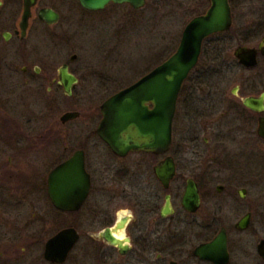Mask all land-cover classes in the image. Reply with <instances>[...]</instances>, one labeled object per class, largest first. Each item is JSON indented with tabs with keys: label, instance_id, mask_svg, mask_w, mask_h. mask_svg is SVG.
I'll return each mask as SVG.
<instances>
[{
	"label": "flooded vegetation",
	"instance_id": "1",
	"mask_svg": "<svg viewBox=\"0 0 264 264\" xmlns=\"http://www.w3.org/2000/svg\"><path fill=\"white\" fill-rule=\"evenodd\" d=\"M23 1L0 0V264H264L258 251V246L264 245V237H260L255 229L258 234L253 246L245 245L238 238L252 229L257 213L255 207L248 204L236 217L237 201L239 205L249 201L245 182L239 180L237 183V171L228 172L224 168L227 160L223 152L205 154L199 148L214 140L218 150L220 144L230 139L228 136L236 143L237 128L245 133L243 135L250 134L256 142L264 143L257 131L260 120L264 121V0H228L232 16L229 30L213 32L201 44V54L206 49V62L223 63L224 46L228 44L224 36L238 20L235 32L239 39L233 52L235 47L243 45L256 48V61L252 66L242 65L239 57L231 53L241 69L240 74L244 70L252 71L250 75L242 76L241 83H235V92L232 87L234 103H229L221 91L213 87L215 81L209 82V87L181 86L174 110V117L179 108L186 122L180 143L172 139L174 117L171 121L172 143L165 154L131 150L123 157L114 154L111 147L95 135L120 166L111 162L104 169L97 167L94 171L87 167L88 140L81 145L79 128L75 124L80 117L76 109L80 67L74 64L77 54L72 52L71 44L66 40L70 37L69 26L77 25L80 16L78 12L73 13L70 6L61 8L51 0L44 3L35 0L26 28L22 30L19 21L24 10ZM150 1L145 0L138 8H132L129 2H109L97 10L80 6L97 13L110 4H121L132 11L146 9L158 15L160 0H152V4ZM211 2L172 0L170 6L189 16L187 24L192 16L206 13ZM48 8L56 14V19L51 22L38 15ZM33 20L39 26L37 23L33 26ZM34 38L46 46L43 51L31 45ZM62 69L74 78L69 83V93L63 86ZM246 97L255 101L252 107L244 105ZM62 104L69 107L61 112L59 123L51 128L48 111ZM32 105H37L41 113H34ZM71 111L79 114L68 120L61 117L62 113ZM33 119L42 121L39 131L34 127ZM202 119L210 121L204 128L213 130L215 139H199ZM224 137L227 139H222ZM185 143H189L187 155L183 148ZM78 151L83 152L84 165L91 177L87 199L76 211L55 209L48 196V174ZM135 155L141 156L134 162L136 170L128 163ZM167 157L175 164V175L166 188L154 167ZM262 166L264 163L259 164L260 169ZM106 173L112 176L108 181L121 184L120 191L103 187ZM190 184L198 196H191V204L187 207L184 196ZM49 204L56 212V218L48 217ZM84 209L89 210V224L93 228L87 233H82L80 228L79 214ZM246 214L249 224L240 230L236 224ZM67 228L76 229L78 242L63 262L45 259L48 239ZM219 235L225 241L216 253L213 252L218 255L215 260L205 258L203 249L199 254L198 248L211 244ZM247 257L253 263L246 262Z\"/></svg>",
	"mask_w": 264,
	"mask_h": 264
},
{
	"label": "rangeland",
	"instance_id": "2",
	"mask_svg": "<svg viewBox=\"0 0 264 264\" xmlns=\"http://www.w3.org/2000/svg\"><path fill=\"white\" fill-rule=\"evenodd\" d=\"M46 1L42 0L43 3ZM51 2L60 5L61 8L70 6L72 7V12L75 14L78 12L80 16L77 25L74 27L69 26L68 34L70 37L66 40L68 44H71L72 52L77 54V60H75L74 64L80 67V70H78L80 75L79 88L76 91V95L79 97L76 109L79 110L80 117L75 121V124L79 128L78 136L80 137L81 145H83L85 140H88L86 145L88 146L86 149L87 167L93 171L97 167L104 169L111 162L113 165L117 164L116 166H120L119 162H114L113 157L109 155V151L107 152L105 146L101 145L100 140L95 136V124L100 119L98 113L99 104L112 91L130 84L133 79L140 77L152 66L162 62L161 60L164 57L169 56L178 44L181 28L189 19V16L183 15L181 13L182 10L174 11L170 6L172 0H160L158 15L151 11L148 12L146 9H140L138 12L132 11L129 6H121V4H118V6L110 4L103 11L92 13L90 10L81 9L80 4L75 0H51ZM150 4H152V0ZM31 23L35 26L37 22L33 20ZM236 24H238V20L235 21V26ZM37 26H39V23H37ZM235 26L232 25L230 31L225 34V37L230 42H227L228 44L224 46L225 61L220 67V70L224 72L222 75L223 80L218 87L215 86L216 90L221 91L222 96L227 98L229 103H234L233 98H231L232 87L235 83H241L242 76L250 75V72H252L244 70V73L240 74L241 69L237 67L236 61L232 57L233 46L239 39L235 32L237 26L236 29ZM38 38L41 39V36L38 35ZM35 40L37 38L30 41L31 45L43 51L46 46H43L41 40ZM68 107L62 104L59 108H53L48 111L50 116L48 124H50L51 128L59 123L58 116ZM31 108L37 115L41 113L37 105H32ZM176 111V116L173 119L172 139H175V142H179L180 137L184 134L183 130L186 122L183 121L182 111L179 108ZM206 122L210 121L208 119L200 121L202 132L199 139L201 137L215 139L216 135L214 136L213 130L209 127L204 128ZM41 123L42 121L39 119L36 121L33 119L34 127L38 131L41 129ZM237 127L238 124L235 125V128ZM243 134L245 133H241L237 128L235 135L237 142L230 140L233 138L228 136L227 138L230 139L220 144L221 149L219 148L218 150H216L217 144L214 140H211V143L206 146L202 144L199 148L205 154L223 152L226 157L225 160L228 162L224 163V168L228 172L237 171V183L239 180L245 182L243 184L249 190V201L239 205V201L236 200V217L242 213L240 211L245 209L248 204L255 207L257 213L255 219H253L252 229L242 233L238 238L241 241L243 240L245 245L253 246L256 242V234L259 233L260 237H264V167L262 166V170L259 167L260 163H264V143L261 141L256 142L254 138H251L252 136L250 137V134ZM227 138L224 137L222 139ZM188 144L185 143L183 145L186 155L190 153ZM138 157L141 156L135 155L131 157V161H128L129 165H134ZM50 159L53 160L51 157ZM52 160L48 162L49 168L52 166L50 164ZM132 169L136 170V166L134 165ZM107 173L103 187L113 188L116 192L120 191L122 189L121 184L115 183L113 180L108 181L112 176ZM96 185L98 184L96 183ZM88 207L89 204L87 205ZM88 209L90 210V208ZM48 210V217L50 219L56 218L54 215L56 212L50 204ZM88 211L86 212V209H84L79 214L82 233H87L93 229L89 224ZM97 228L98 230L100 229L99 225ZM255 229L258 233L254 231ZM238 259L236 255V260L238 261ZM246 262H252L250 257L246 258Z\"/></svg>",
	"mask_w": 264,
	"mask_h": 264
},
{
	"label": "water",
	"instance_id": "3",
	"mask_svg": "<svg viewBox=\"0 0 264 264\" xmlns=\"http://www.w3.org/2000/svg\"><path fill=\"white\" fill-rule=\"evenodd\" d=\"M227 1L212 0L206 13L192 16L190 21L182 27L179 42L169 56L164 57L158 65L152 66L146 74L133 80L130 85L102 99L98 110L101 117L95 124V133L111 147L114 154L124 157L131 150L154 154L166 153L172 143L171 121L175 114L176 98L184 79L198 63L204 38L206 39L213 32L227 31L230 28L232 16L229 14ZM34 2L35 0L23 1L24 10L21 14V21H19L22 30L26 28L30 7ZM78 2L84 9L97 10L102 9L109 2H129L132 8H138L144 5L145 0H78ZM38 15L50 22L56 19V14L49 8L41 10ZM255 51V47L243 45L235 47L233 55L239 57V63L242 65L252 66L256 61ZM65 71L66 69H62L61 76L65 92L69 93V83L74 78ZM233 88L235 92V87ZM254 102L252 98L246 97L244 105L252 107ZM78 114L77 111L65 112L61 117L68 120ZM257 128L258 135L264 138L263 120H260ZM84 159L83 152L78 151L49 172L48 196L55 209L76 211L86 201L91 177L86 171ZM174 166L172 159L167 157L154 167L155 173L158 174V178L166 188L169 186L170 178L175 175ZM185 193L184 203L189 207L191 204L189 199L194 194L197 195V192L190 184ZM243 193L242 189V196ZM248 219V214L244 215L236 226L242 230L249 224ZM108 230L105 231L106 234ZM76 232V229L67 228L50 237L45 248V259L57 263L63 262L75 242H78ZM224 241L225 238L219 235L211 244H206L197 250L199 254L205 250L203 251L206 254L204 257L213 261L218 256L214 253L219 246L224 245ZM258 251L264 260L263 244L258 246ZM225 257L227 258L226 255Z\"/></svg>",
	"mask_w": 264,
	"mask_h": 264
},
{
	"label": "trees",
	"instance_id": "4",
	"mask_svg": "<svg viewBox=\"0 0 264 264\" xmlns=\"http://www.w3.org/2000/svg\"><path fill=\"white\" fill-rule=\"evenodd\" d=\"M226 42H230V40L227 39V37H226ZM205 50H203L202 54L200 55L199 63L193 67V70L191 71L190 75H188L186 82L183 86L209 87L208 86L209 82L215 81L213 87L214 86L218 87L220 82L223 80L222 75L224 74V72L220 70L221 69L220 67L223 63L219 64L216 62L213 63L206 62V60L204 59V56L205 55L207 56ZM214 54L216 55V53ZM216 56H218V53Z\"/></svg>",
	"mask_w": 264,
	"mask_h": 264
},
{
	"label": "bare ground",
	"instance_id": "5",
	"mask_svg": "<svg viewBox=\"0 0 264 264\" xmlns=\"http://www.w3.org/2000/svg\"><path fill=\"white\" fill-rule=\"evenodd\" d=\"M120 234V233H119ZM118 235V234H117Z\"/></svg>",
	"mask_w": 264,
	"mask_h": 264
}]
</instances>
